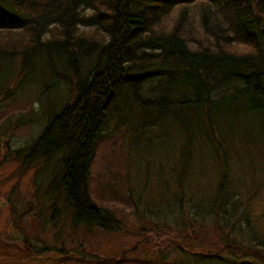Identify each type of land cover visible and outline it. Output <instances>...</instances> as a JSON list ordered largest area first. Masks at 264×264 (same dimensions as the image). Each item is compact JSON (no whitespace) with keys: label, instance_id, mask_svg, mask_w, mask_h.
Here are the masks:
<instances>
[{"label":"trees","instance_id":"trees-1","mask_svg":"<svg viewBox=\"0 0 264 264\" xmlns=\"http://www.w3.org/2000/svg\"><path fill=\"white\" fill-rule=\"evenodd\" d=\"M174 9V24L163 28ZM28 82L38 88L39 113L13 124H44L11 154L23 172L34 169L31 217L49 214L51 228L66 223L70 239L82 225L118 228L89 191L103 130L112 121L138 137L170 122L181 135L171 167L183 192L155 216L177 211L174 224L196 225L198 237L210 221L220 243L213 245L225 252L178 245L176 256L187 264H264V240L250 231L241 187H233L238 168L263 162L264 0H0V100ZM210 174L211 193L202 179ZM24 235L27 249H51L39 234Z\"/></svg>","mask_w":264,"mask_h":264},{"label":"rangeland","instance_id":"rangeland-1","mask_svg":"<svg viewBox=\"0 0 264 264\" xmlns=\"http://www.w3.org/2000/svg\"><path fill=\"white\" fill-rule=\"evenodd\" d=\"M177 13L174 9L165 17L162 27L171 28ZM191 15L198 32L201 29L199 15L196 11ZM150 84L153 82L148 80L146 85ZM37 89L28 82L17 88L10 98L0 100V264H185L173 251L178 245L187 248L199 245L202 253L225 255L221 245H213L219 242L210 221L205 224H208V234L198 237L193 231L196 225L179 223L182 227H177L174 224L177 222L173 216L177 211H171L168 219L155 216L157 209H166L168 200L174 201L183 192L175 183L176 173L171 167L181 135L168 121H164L168 123L162 128L157 127L158 121L152 132L146 130L138 137L131 135L127 126L117 128L112 121L103 130L91 162L89 191L95 204L109 210L119 220L118 228L104 230L82 225L70 239L72 235L66 237V223L51 228L49 214L44 212L39 219L31 217L29 204H36L32 187L34 169L23 172L11 153L30 144L44 124L42 118L13 124L21 115L28 118L33 112L39 113L35 102ZM262 159L260 167L253 171L244 173L238 168L240 180L234 177L233 187H241V205L248 211L250 231L264 240V154ZM202 179L209 183L207 192L211 193L217 177L210 174ZM194 188L191 185L187 191ZM242 223L246 224V220ZM24 232L39 234L51 244V249L44 253L27 249ZM244 261L252 260L229 259L226 263L202 260L200 263L246 264Z\"/></svg>","mask_w":264,"mask_h":264}]
</instances>
